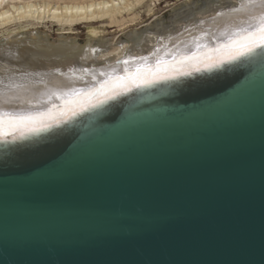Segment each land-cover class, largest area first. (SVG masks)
<instances>
[{"label":"water","instance_id":"95a60500","mask_svg":"<svg viewBox=\"0 0 264 264\" xmlns=\"http://www.w3.org/2000/svg\"><path fill=\"white\" fill-rule=\"evenodd\" d=\"M0 145V264H264V51Z\"/></svg>","mask_w":264,"mask_h":264},{"label":"bare ground","instance_id":"6f19581e","mask_svg":"<svg viewBox=\"0 0 264 264\" xmlns=\"http://www.w3.org/2000/svg\"><path fill=\"white\" fill-rule=\"evenodd\" d=\"M148 1L152 4L159 0ZM146 2L147 0H72L69 4H51L50 0H42V3L33 4L24 0H0V29L17 22H24V28L36 27L46 20L63 28L68 27L69 31L76 24L98 19H108L111 24L129 19L134 22L137 14L133 15V9ZM189 3L175 10L174 14L172 12L169 19L156 20L143 30H128L124 39L114 44L110 43L111 40L101 38L102 35L98 37V28L93 27L83 45L77 39L68 37H60L54 41L46 33L42 34L34 29L33 32L25 31L26 33L17 35L16 31H9L7 35L12 41L0 40V113L37 114L51 111L53 118L45 116L43 119L53 126L22 137L20 131L8 134L0 128V145H17L30 141L60 126L71 124L76 118L106 104L132 99L139 92L152 87L212 74L264 51L257 49L250 55L222 63L219 67L194 71L192 65L199 63L203 69L201 61L208 56L219 55L213 53L212 49L226 43L231 36L242 30L257 26L264 19V0H196ZM151 4L146 6L149 12L152 11ZM125 14L128 19L124 18ZM131 14L134 17L129 18ZM193 56L197 59H185ZM157 64L167 69V75L176 78L133 87L130 91L120 89L122 94L115 99L86 111H78L71 119L67 115L61 117L66 121L63 123H58L55 118L63 110L56 107L63 103L60 98L62 94L74 89H95L115 76H123L125 69L135 73L137 70L155 69ZM180 69L192 74L178 75ZM13 135L18 138L13 139Z\"/></svg>","mask_w":264,"mask_h":264},{"label":"snow or ice","instance_id":"6c2138e0","mask_svg":"<svg viewBox=\"0 0 264 264\" xmlns=\"http://www.w3.org/2000/svg\"><path fill=\"white\" fill-rule=\"evenodd\" d=\"M257 49H264V19L250 29L242 30L231 36L226 43L212 49L218 56H208L203 61L204 68L199 63L192 65L194 71L209 70L219 67L222 63H229L240 57L250 55ZM185 59H197V57H186ZM167 69L157 64L155 69L137 70L129 72L125 69L123 76H115L109 81H105L101 86L88 91L72 90L70 93L61 95L63 103L57 105V109H63L55 118L58 123L66 122L61 117L67 115L68 119L77 115L78 111H86L89 108H95L107 100L115 99L117 95L122 94L120 89L130 91L133 87L158 82L159 80L175 79V76L167 75ZM178 75H191L192 72L180 69ZM67 97V98H65ZM53 118L51 111L48 113L37 114H13L8 112L0 113V128L8 134L20 131L21 137L28 133L42 132L53 125L47 123L43 117ZM13 135V139H16Z\"/></svg>","mask_w":264,"mask_h":264},{"label":"rangeland","instance_id":"374dc122","mask_svg":"<svg viewBox=\"0 0 264 264\" xmlns=\"http://www.w3.org/2000/svg\"><path fill=\"white\" fill-rule=\"evenodd\" d=\"M24 1H30L33 4L42 3V0H24ZM80 1L83 2L84 0H79V2ZM130 1L132 2V0ZM195 1L196 0H159L151 4L147 0L146 2L147 4L153 5L152 11L151 12L148 11V8L146 7L147 6L146 3L140 6H137L136 8L133 9V12H132L133 15L137 14L136 15L137 17L135 16L136 19L134 20V22H130V19H129L119 24L117 23L111 24V22L108 19H98V20H94L91 22H84V23L76 24L75 26L72 27L73 30L71 31L68 30V27L63 28L54 22L53 24L51 20L50 21L46 20L42 22L40 25H36V27L29 26L28 28H24L25 26L24 22L23 23L21 22L23 25L20 22L19 23L17 22V24L14 23L12 25L7 26L6 28L0 29V40L3 39V40H6L7 42L10 40L12 41V39L9 38V35H7L9 31H13V32L16 31L18 33H16L15 35H17L21 32L28 33L29 31L33 32L34 30H38L42 34L46 33L47 35H49L50 39L52 38L51 40L55 41V40H58L60 37H68L72 39H77L79 44L83 45L87 41V38L89 36L88 32L90 28L93 27L96 29L98 28L97 29L98 32L101 33V34L98 33V37H101L102 35L101 38L103 39L105 38L106 40H111L110 43L114 44V43H118L122 41V39H124L125 37L124 35L129 33V31L133 32L139 29L143 30L144 28L145 29L148 28L149 25H151L156 20H159L162 18L169 19L172 16V12L174 14V11L180 9L181 6L190 4L189 2H195ZM50 3L51 4H57V3L58 4H69V3H72V0H64V1L50 0ZM133 15L131 14L129 18H132ZM124 18L128 19L127 14H125Z\"/></svg>","mask_w":264,"mask_h":264}]
</instances>
